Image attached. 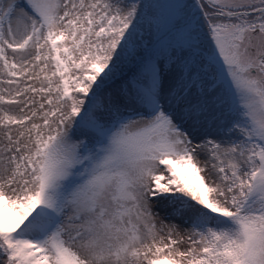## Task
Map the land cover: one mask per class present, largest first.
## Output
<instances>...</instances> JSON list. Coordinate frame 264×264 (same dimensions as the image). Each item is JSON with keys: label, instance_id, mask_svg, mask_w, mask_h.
Masks as SVG:
<instances>
[{"label": "snow or ice", "instance_id": "1", "mask_svg": "<svg viewBox=\"0 0 264 264\" xmlns=\"http://www.w3.org/2000/svg\"><path fill=\"white\" fill-rule=\"evenodd\" d=\"M0 264H264V0H0Z\"/></svg>", "mask_w": 264, "mask_h": 264}, {"label": "rangeland", "instance_id": "2", "mask_svg": "<svg viewBox=\"0 0 264 264\" xmlns=\"http://www.w3.org/2000/svg\"><path fill=\"white\" fill-rule=\"evenodd\" d=\"M5 107H14V106H5ZM167 211H170V210H166V209H161L160 210V218L161 219H163V218H165V216H166V212ZM174 220V218H169V220L167 221V222H172ZM158 226H159V221H158ZM165 235H166V231H165ZM186 235V234H185ZM187 242H185V243H183V244H181V245H179V247L183 250V249H186L187 248Z\"/></svg>", "mask_w": 264, "mask_h": 264}]
</instances>
